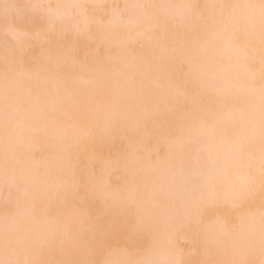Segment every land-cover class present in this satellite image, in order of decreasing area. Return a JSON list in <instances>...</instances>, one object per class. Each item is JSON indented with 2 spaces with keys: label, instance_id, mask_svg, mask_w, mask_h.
Returning <instances> with one entry per match:
<instances>
[{
  "label": "clouds",
  "instance_id": "9594fccd",
  "mask_svg": "<svg viewBox=\"0 0 264 264\" xmlns=\"http://www.w3.org/2000/svg\"><path fill=\"white\" fill-rule=\"evenodd\" d=\"M0 264H264V0H0Z\"/></svg>",
  "mask_w": 264,
  "mask_h": 264
}]
</instances>
